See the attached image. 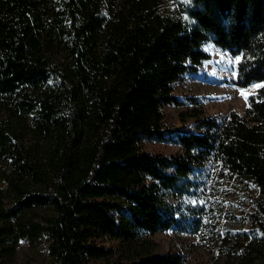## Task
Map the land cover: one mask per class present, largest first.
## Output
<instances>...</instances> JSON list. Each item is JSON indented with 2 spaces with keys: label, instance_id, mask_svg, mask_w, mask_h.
Masks as SVG:
<instances>
[{
  "label": "trees",
  "instance_id": "1",
  "mask_svg": "<svg viewBox=\"0 0 264 264\" xmlns=\"http://www.w3.org/2000/svg\"><path fill=\"white\" fill-rule=\"evenodd\" d=\"M210 36L242 54L240 85L264 82V0H0V256L26 240L46 242L49 264H183L138 248L177 221L168 195L197 193L217 162L259 194L260 240L235 264H264V87L243 115L165 124L174 83L209 58ZM23 124L37 147L22 145ZM171 139L183 153L144 147ZM107 236L115 258L97 246Z\"/></svg>",
  "mask_w": 264,
  "mask_h": 264
},
{
  "label": "rangeland",
  "instance_id": "2",
  "mask_svg": "<svg viewBox=\"0 0 264 264\" xmlns=\"http://www.w3.org/2000/svg\"><path fill=\"white\" fill-rule=\"evenodd\" d=\"M178 1L163 0V3L175 6ZM202 49L209 58L200 62L194 73H186L174 83L175 101L162 108L167 128L193 129L195 117L191 114L194 113L216 118L228 117L233 112L243 115L249 97L260 88L257 85H264V82L240 85L238 67L242 54H234L212 36ZM19 131L26 149L37 147L25 124ZM144 147L165 155L183 153L172 139L145 140ZM9 167L8 161L0 158V187H6L4 176L9 173ZM201 182L203 185L197 193L168 195L167 202L175 208L177 221L168 230L144 235V244L138 249L152 253L177 251L184 257L183 264H235L238 252L259 242L261 235L254 238L249 220L259 199L256 185L235 176L217 162L206 167ZM97 246L114 251V258L121 252L117 241L108 236L99 239ZM105 263L102 258H88L85 262ZM0 264H49L47 244L20 240L11 256H0Z\"/></svg>",
  "mask_w": 264,
  "mask_h": 264
},
{
  "label": "snow or ice",
  "instance_id": "3",
  "mask_svg": "<svg viewBox=\"0 0 264 264\" xmlns=\"http://www.w3.org/2000/svg\"><path fill=\"white\" fill-rule=\"evenodd\" d=\"M258 87H264V85H257Z\"/></svg>",
  "mask_w": 264,
  "mask_h": 264
}]
</instances>
